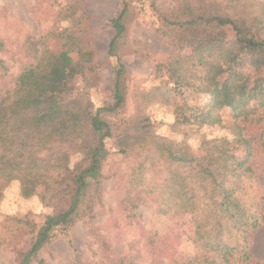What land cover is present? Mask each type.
<instances>
[{
	"label": "trees",
	"instance_id": "1",
	"mask_svg": "<svg viewBox=\"0 0 264 264\" xmlns=\"http://www.w3.org/2000/svg\"><path fill=\"white\" fill-rule=\"evenodd\" d=\"M76 7L71 5L60 15L70 21V26L58 32L54 29L36 41L34 65L17 77L10 93L0 97V201L7 185L17 181L23 199L37 196L45 205L64 204L56 218H46L21 264H27L51 240L55 227H69L91 210L92 196L87 189L91 182L97 185L103 178L102 165L108 155L105 140L115 138L114 127L99 117L98 110H92L85 96L75 95V88L66 84L69 72L86 78V63L92 59L78 31L73 30V26L83 27L79 19H70ZM183 13L186 15L181 20H165L168 29L176 33V54L164 64V71L178 97L183 96L184 89H192L206 101L192 108L177 106L176 120L198 128L220 125V111L227 108L233 115V139L201 141L198 149L202 162L195 170L188 163H196L197 158L184 144L162 146V171L158 165H145V158L150 156L142 153L144 160L135 168L131 182L152 185L146 186V195H154L158 189L159 195L168 191L171 199L162 200L165 205L158 213H187L196 223L198 233L192 239L196 253L185 254L180 263L173 260V264H247L251 253L245 248L246 235L264 225V215L242 204L238 194L244 188L237 183L250 173L245 166L254 152L251 136L241 125L259 123L263 118L264 0L202 1ZM129 14V6L124 4L110 21L114 36L109 54L124 36ZM226 27L235 33L231 43L223 38ZM51 36L62 48L52 50L48 46ZM123 75V67L118 65L114 103L109 111L124 105ZM135 121L127 123L114 139L119 154L146 150V144L154 139L149 119ZM54 144H74L82 163L70 168L66 152L44 155ZM232 147H242L244 157L234 156ZM179 168L188 171L179 172ZM171 170L173 175L167 178L163 171ZM188 185L190 195L185 191ZM180 196L185 202L175 201ZM225 230L238 232L241 244H230Z\"/></svg>",
	"mask_w": 264,
	"mask_h": 264
},
{
	"label": "rangeland",
	"instance_id": "2",
	"mask_svg": "<svg viewBox=\"0 0 264 264\" xmlns=\"http://www.w3.org/2000/svg\"><path fill=\"white\" fill-rule=\"evenodd\" d=\"M202 1L221 0H0V97L10 93L17 77L34 65L38 54L34 53L36 41L54 29L58 32L70 26V21L60 15L69 6L77 5L70 19H79L83 27L73 26V30L78 31L92 59L86 63V78L69 72L66 84L75 88V95L85 96L92 110H98L99 117L115 129V138L105 140L108 155L102 165L103 178L97 185L91 182L87 189L92 196L91 210L69 227H55L51 240L27 264H173V260L180 263L185 254L196 253L192 239L198 231L192 216L171 215L170 211L159 214V207L165 205L162 200L171 199L168 191L159 195L158 189L154 195H146V186L152 185L131 181L138 163L144 160L142 153L150 156L145 158V165H158L162 171L165 167L159 162L162 146L184 144L197 158L196 163H188L195 170L202 162L198 149L201 141L233 139V115L227 108L220 111V125L198 128L179 123L177 106L197 107L206 97L192 89H184L183 96L178 97L171 91L164 71V64L176 54V33L168 29L165 20H181L186 8ZM124 4L130 12L126 30L113 54H109L114 36L110 21ZM222 34L226 42L233 41L235 33L230 28H223ZM55 38L51 36L48 41L52 50L62 48ZM118 65L124 70L121 83L124 105L109 111L114 103V71ZM261 113V122L241 125L251 136L254 152L245 166L250 173L237 183L244 188L238 194L242 204L251 206V211L259 216L264 215V111ZM139 119H149L154 139L146 144V150L119 154L114 139L127 123ZM59 152L67 153L70 168L82 163V155L74 144H54L44 155ZM230 152L239 158L245 155L242 147H232ZM184 170L187 169H178ZM173 171L163 173L170 178ZM190 189L188 185L185 190L188 195ZM175 201L185 202V197ZM63 208V203L45 205L37 196L23 199L19 183L10 182L0 201V264H21L46 218H56ZM224 235L232 245L239 246L242 242L234 230H225ZM245 248L251 253L247 264H264V225L247 233Z\"/></svg>",
	"mask_w": 264,
	"mask_h": 264
}]
</instances>
